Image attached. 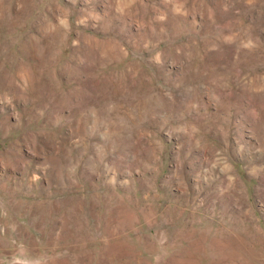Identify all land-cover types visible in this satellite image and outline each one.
I'll use <instances>...</instances> for the list:
<instances>
[{
    "label": "rangeland",
    "instance_id": "rangeland-1",
    "mask_svg": "<svg viewBox=\"0 0 264 264\" xmlns=\"http://www.w3.org/2000/svg\"><path fill=\"white\" fill-rule=\"evenodd\" d=\"M0 264H264V0H0Z\"/></svg>",
    "mask_w": 264,
    "mask_h": 264
}]
</instances>
